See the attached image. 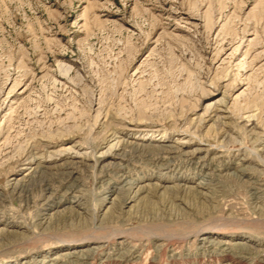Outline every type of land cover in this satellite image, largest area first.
<instances>
[{
  "label": "rangeland",
  "instance_id": "374dc122",
  "mask_svg": "<svg viewBox=\"0 0 264 264\" xmlns=\"http://www.w3.org/2000/svg\"><path fill=\"white\" fill-rule=\"evenodd\" d=\"M59 262L264 264V0H0V264Z\"/></svg>",
  "mask_w": 264,
  "mask_h": 264
},
{
  "label": "bare ground",
  "instance_id": "6f19581e",
  "mask_svg": "<svg viewBox=\"0 0 264 264\" xmlns=\"http://www.w3.org/2000/svg\"><path fill=\"white\" fill-rule=\"evenodd\" d=\"M216 99V98H215ZM212 100V101H208V104L204 107V109H203V112L202 113H200V117H199V119H198V125H201L202 124V122L203 123H205V122H207V121H213L216 125L219 123V125H221L220 123L221 122H223V124H224V120L227 118V115L224 113V111H223V108L222 107H225V97H222V98H217L216 100ZM226 109V108H225ZM249 115H251V114H249ZM253 115V114H252ZM230 116V115H229ZM247 116H248V114H247ZM255 116H257V115H254V117ZM253 117V116H252ZM248 118V117H247ZM254 119H257L256 117L254 118ZM194 120V119H193ZM249 120H251V119H249ZM192 121V120H191ZM248 121V120H247ZM254 121V120H253ZM250 122H252V121H250ZM253 123V122H252ZM212 124V123H211ZM250 124V123H249ZM248 124V125H249ZM207 126V125H206ZM212 126H214V125H212ZM222 126V125H221ZM196 127V126H195ZM218 128V127H217ZM223 128V127H222ZM197 129H200V128H197ZM195 130V129H194ZM193 130V131H194ZM220 130H222V129H220ZM227 130V129H226ZM119 131V130H118ZM200 131V130H199ZM216 131H217V129H216ZM223 131V130H222ZM224 131H225V129H224ZM221 133V132H220ZM219 133V134H220ZM111 134V133H110ZM225 134V133H224ZM229 135V134H228ZM119 136V135H118ZM118 136H116L115 135V133L110 137V138H108V142H106L107 143V149H105L104 150V152H102V153H108V152H112V151H115V150H117V149H121V146H122V144H120L121 143V139L120 138H117ZM233 136H235V135H233ZM224 138H227L226 137V135L224 136ZM223 138V139H224ZM228 138L229 139H231L232 138V135H231V137H229L228 136ZM232 139H234V137L232 138ZM106 140V139H105ZM182 140V139H181ZM181 140H179V141H181ZM183 141V140H182ZM230 141V140H229ZM223 142H224V140H223ZM51 143H52V141H51ZM47 144H49V143H47ZM78 145V144H77ZM139 146V145H138ZM78 147V146H77ZM84 147V146H83ZM124 147V146H123ZM173 147V146H172ZM125 148V147H124ZM139 148V147H138ZM142 148V147H141ZM158 148V147H157ZM164 148V147H163ZM179 147H177L176 146V148L175 147H173V150H171V149H169V150H164V152L166 153H172L175 149H178ZM64 149H66V147L64 148ZM68 151L69 152H71V153H73L74 154V156H85V155H87V153L88 152H84L83 150L81 151V148H73V147H71V146H69L68 148ZM132 149V148H131ZM136 149H137V146H136ZM161 149V148H160ZM122 150V149H121ZM139 150V149H138ZM58 151V150H57ZM56 151V152H57ZM60 151V150H59ZM129 152H130V150H128ZM133 151V150H132ZM141 151V150H140ZM155 151V150H154ZM45 152V151H44ZM153 152V151H152ZM156 152H158V151H156ZM48 153V152H47ZM115 153V152H114ZM143 153H145V152H143ZM159 153V152H158ZM37 154H39V153H37ZM41 154H42V152H41ZM51 154H52V152H51ZM127 154V153H126ZM130 154H131V152H130ZM137 154V153H136ZM146 154V153H145ZM153 154V153H152ZM151 154V155H152ZM121 155H123V154H121ZM132 155V154H131ZM130 155V156H131ZM158 155V154H157ZM31 156V155H30ZM124 156V155H123ZM139 156V155H138ZM163 156V155H162ZM44 157V156H43ZM33 158H35V157H33ZM47 158V157H46ZM81 158V157H80ZM83 158V157H82ZM163 158V157H162ZM40 159V158H39ZM37 160V159H36ZM35 160V161H36ZM79 161V160H78ZM81 162L83 163V161L81 160ZM111 162V161H110ZM40 164V163H39ZM115 166V165H114ZM48 167V166H47ZM72 167H74L73 165H72ZM66 168V167H65ZM74 169H75V167H74ZM107 169V168H106ZM109 169V168H108ZM77 171V170H76ZM37 173V172H36ZM47 173V172H46ZM69 174H71V173H69ZM32 175V174H31ZM64 175V174H63ZM33 176V175H32ZM69 176V175H68ZM43 177V176H42ZM45 177H47V176H45ZM32 179V178H31ZM43 179V178H42ZM41 179V180H42ZM44 180H46V179H44ZM28 181V180H27ZM30 181H32V180H30ZM37 181V180H36ZM47 181V180H46ZM38 182V181H37ZM40 184V183H39ZM65 215V214H64ZM67 215V214H66ZM60 217V216H59ZM63 217V216H62ZM68 218V217H67ZM58 221H59V219H58ZM211 232V231H210ZM99 238V237H98ZM104 238H106V237H104ZM161 238V237H160ZM208 238V236L207 235H204V237H202L201 238V240L200 241H205L206 239ZM96 239V238H95ZM124 239V238H123ZM123 239H122V241H123ZM101 240V239H100ZM127 240V239H126ZM129 240V239H128ZM128 240L126 241V242H128ZM208 240V239H207ZM210 241V240H209ZM93 243H98L99 241H97V240H94V241H92ZM130 242V241H129ZM208 242V241H207ZM207 242H206V245H207ZM106 243V242H105ZM133 243V242H132ZM110 244V243H109ZM108 243H107V246L109 245ZM205 244V243H204ZM96 245V244H95ZM98 245H99V243H98ZM105 245V244H104ZM103 245V246H104ZM134 245H135V243H134ZM138 245V244H137ZM137 245H135V246H137ZM129 246V245H128ZM242 246H246V245H242ZM101 247V246H100ZM105 247V246H104ZM134 247V246H133ZM205 247V246H204ZM93 248H94V246H93ZM132 248V247H131ZM201 248H202V246H201ZM212 248V247H211ZM94 249H96V248H94ZM204 249V248H203ZM207 249H209V247L207 248ZM206 249V250H207ZM80 250V249H79ZM78 250V252L77 251H73V252H71L70 251V253L69 254H67L68 256H67V258L69 259V258H72V259H74V258H78V256H80V255H83L84 253H83V251H79ZM84 250V249H83ZM103 250H105V249H103ZM210 250V249H209ZM87 251V250H86ZM97 251V250H96ZM127 253V252H126ZM134 253V252H133ZM133 253H130V254H133ZM92 254V253H91ZM101 254V253H100ZM84 255H86V254H84ZM89 255V254H88ZM93 255V254H92ZM66 256V255H65ZM84 257H86V256H84ZM93 257V256H92ZM95 257V256H94ZM97 257H98V255H97ZM66 258V259H67ZM91 258V257H90ZM96 258V257H95ZM72 259H71V261H72ZM85 259V258H84ZM116 259V258H115ZM75 260V259H74ZM79 261H80V259H79ZM84 261V260H83ZM54 262V261H53ZM56 262H57V260H56ZM62 262V261H61ZM64 262V261H63ZM67 262H68V260H67ZM75 262V261H74ZM77 262V261H76ZM75 262V263H76ZM82 262V261H81ZM66 263V262H65ZM72 263V262H71ZM70 263V264H71ZM84 263V262H83ZM43 264V263H42ZM52 264V263H51ZM54 264V263H53ZM58 264V263H57ZM59 264H60V262H59ZM63 264V263H62Z\"/></svg>",
  "mask_w": 264,
  "mask_h": 264
}]
</instances>
